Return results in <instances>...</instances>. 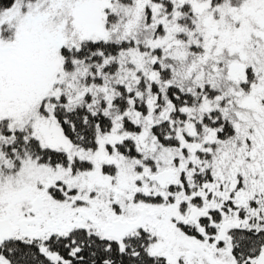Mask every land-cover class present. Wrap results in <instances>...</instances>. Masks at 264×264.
<instances>
[{"label": "snow or ice", "instance_id": "snow-or-ice-1", "mask_svg": "<svg viewBox=\"0 0 264 264\" xmlns=\"http://www.w3.org/2000/svg\"><path fill=\"white\" fill-rule=\"evenodd\" d=\"M0 264H264V0H0Z\"/></svg>", "mask_w": 264, "mask_h": 264}]
</instances>
